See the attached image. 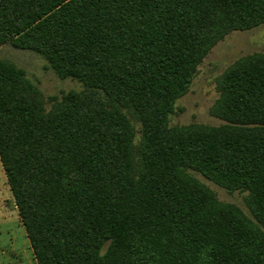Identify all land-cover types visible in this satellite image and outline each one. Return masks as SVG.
Returning <instances> with one entry per match:
<instances>
[{
  "label": "trees",
  "instance_id": "1",
  "mask_svg": "<svg viewBox=\"0 0 264 264\" xmlns=\"http://www.w3.org/2000/svg\"><path fill=\"white\" fill-rule=\"evenodd\" d=\"M262 23L264 0H0V45L82 85L46 108L0 59V164L36 264H264V51L218 77L223 123L169 125L211 47Z\"/></svg>",
  "mask_w": 264,
  "mask_h": 264
},
{
  "label": "rangeland",
  "instance_id": "2",
  "mask_svg": "<svg viewBox=\"0 0 264 264\" xmlns=\"http://www.w3.org/2000/svg\"><path fill=\"white\" fill-rule=\"evenodd\" d=\"M264 51V23L247 30H232L216 42L201 63L191 81L188 91L175 102V111L169 116V125L223 123L210 114L209 109L219 96L217 79L238 57ZM0 59L13 63L24 70L28 79L39 88L45 107L51 103L49 96L60 95L69 90L82 89L80 82L71 78H59L48 67L46 60L29 50L16 49L9 44L0 45ZM137 125V124H136ZM190 173L206 184L223 202L239 206L247 215L246 192L232 191L218 186L197 172ZM0 264H36L24 228L18 218L11 192L0 164Z\"/></svg>",
  "mask_w": 264,
  "mask_h": 264
}]
</instances>
